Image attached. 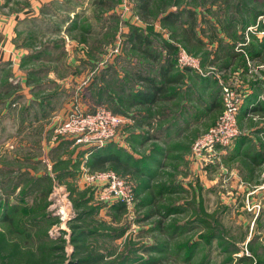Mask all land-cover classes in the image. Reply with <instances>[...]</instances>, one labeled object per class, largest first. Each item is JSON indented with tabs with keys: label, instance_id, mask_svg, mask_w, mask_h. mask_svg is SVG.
Listing matches in <instances>:
<instances>
[{
	"label": "rangeland",
	"instance_id": "obj_1",
	"mask_svg": "<svg viewBox=\"0 0 264 264\" xmlns=\"http://www.w3.org/2000/svg\"><path fill=\"white\" fill-rule=\"evenodd\" d=\"M147 2L143 12L141 0H0V18L6 24L12 20L2 52H18L15 64L0 63V206L14 208L10 223L0 220V264H264V194L239 193L226 180L230 172L218 166L228 147L194 149L224 110L222 87L244 97V81L264 76V58L254 63L245 51L264 24V0ZM187 11L195 24L185 20ZM172 12L177 16L167 19ZM76 20L84 21L85 29L73 35L69 28ZM141 33L149 43L140 47L155 50L156 59L158 49L171 43L168 60L178 70L214 78L221 105L191 142L181 138L184 158L178 155L181 162L163 169L162 176L149 178L152 171L142 175L141 169L125 165L81 167L83 146L92 151L113 141L127 144L128 138H122L126 126H119L102 147L77 144L71 135L56 134L58 122H44L45 106L54 101L49 93L62 90L67 96L64 87L73 85L67 96L72 107L64 115L74 108L83 113L107 109L99 104L81 108L80 97H87L94 72L110 61L118 75L124 74L120 54L133 48L132 34ZM228 45L241 57L225 69L230 64ZM76 55L83 58L76 80L66 76L60 85L48 79L49 71L66 74V64ZM181 56L192 59L194 67L185 68ZM237 127L240 131L238 120ZM67 139L74 148L62 146ZM109 172L126 179L133 190V199L118 209L111 207L119 200H103L104 181L84 180V174ZM219 179L224 183L219 185ZM150 183L151 192L162 185L165 190L152 196L151 205L140 206L149 194L144 185ZM210 183L219 187L215 190Z\"/></svg>",
	"mask_w": 264,
	"mask_h": 264
},
{
	"label": "crops",
	"instance_id": "obj_2",
	"mask_svg": "<svg viewBox=\"0 0 264 264\" xmlns=\"http://www.w3.org/2000/svg\"><path fill=\"white\" fill-rule=\"evenodd\" d=\"M189 14L192 13L187 11L185 20L188 19L191 24H195V20H191L195 19L194 15ZM78 20H76L77 24L72 21L73 24L69 28L73 35L84 32L85 26L82 23L84 21L80 23ZM11 21L9 19L6 24V20L0 18V63L8 61L15 64L18 60V52L13 54L12 48L7 54L2 52V46L8 37L5 36L6 30L12 24ZM93 27L95 26L90 28ZM259 34L251 35V38L254 36L256 40L258 39V42H255L254 38V43L250 45L251 54H248V59L254 63L264 58V47L260 46L263 35L259 36ZM138 35L132 34L131 40L129 39V44L131 46L132 43L133 48L125 50V54H120L119 62L124 74L121 72L118 75L116 66H113V61H110L97 74L94 72L92 82H96L90 83L87 97L84 100L80 97L79 103L81 108L85 109H93L98 104L103 105L112 113L122 116L126 121L124 124L127 129V132L122 134V138H128L127 144L115 141L113 143L118 144L124 153L141 160V171L150 166L153 177L157 176L156 174L162 176L163 169L175 168L177 163L181 162L178 156L183 153V148L178 146L181 138L187 137L191 142L199 131L208 127V120L215 116L212 113L214 111L216 113L218 106L221 105L220 91L214 78H207L190 70H178L171 63V59L168 60L170 57L167 51L173 47L171 43L166 42V48L163 46V50L158 49L160 59H156L155 50L150 52L140 47V45L144 46V43H149L146 34ZM228 46L226 48H229L230 52L225 56L229 57L230 64L224 66L225 69L241 57L240 53L234 52L233 47ZM6 47L4 44V48ZM133 55L137 58L134 63L130 58ZM73 59L70 64H66L69 68L66 74L58 76L49 71L48 79L60 85H62V78L66 76H68L67 81L76 80L74 77H77L76 74L79 75L76 70L80 67L83 58L76 55ZM148 63H151V66ZM147 80L150 82L148 83ZM244 85L245 96L237 116L241 132L228 150L222 153L221 166L218 168L221 167V171L228 169L231 175L227 176L226 180L229 178V183L236 185L239 193L243 191L242 193L264 194V179L261 176L263 172L261 170H264V76L251 82L244 81ZM64 88L67 90V96L69 91H73V85L71 89L68 86ZM58 95L61 96L60 100ZM67 96L63 95L62 90L57 95L49 93L50 100L54 101L45 106L47 113L43 114L44 122L48 123L51 120L58 122L64 119V112L70 106L72 107V104H68ZM58 101L59 104H57ZM216 104L217 107H215ZM71 140H61L62 146L74 148ZM87 149L84 146L81 148L82 157L79 159L81 167L86 165L89 168V162L97 153ZM182 155L184 158L185 154ZM141 173L143 175V171ZM215 183L210 185L216 190L220 184L224 183V180L219 179L218 186ZM190 185L192 187V182Z\"/></svg>",
	"mask_w": 264,
	"mask_h": 264
},
{
	"label": "built area",
	"instance_id": "obj_3",
	"mask_svg": "<svg viewBox=\"0 0 264 264\" xmlns=\"http://www.w3.org/2000/svg\"><path fill=\"white\" fill-rule=\"evenodd\" d=\"M263 35V32H260ZM181 62L185 68L191 69L193 60L181 56ZM185 65H189L188 67ZM223 112L217 124L198 140L194 149L206 148H227L240 135L237 127V116L243 102V96L235 93L227 87H222ZM126 121L105 108L95 113H83L75 108L59 120L56 126V134L71 135L77 144H84L87 147H102L114 139L116 130ZM88 183H99L104 181L106 187L103 200L116 199L122 204L129 203L133 199V190L126 179L117 177L114 173L107 174H84Z\"/></svg>",
	"mask_w": 264,
	"mask_h": 264
},
{
	"label": "trees",
	"instance_id": "obj_4",
	"mask_svg": "<svg viewBox=\"0 0 264 264\" xmlns=\"http://www.w3.org/2000/svg\"><path fill=\"white\" fill-rule=\"evenodd\" d=\"M142 2H144L145 4L142 5L141 9L143 12L146 11V8L148 7V2L147 0H141ZM189 15H193V14H189ZM173 16H177V14L173 13L169 14L166 16V18H174ZM169 24H174L173 22H170ZM256 32L260 33L263 32V40L260 43V46L262 48V45L264 47V24H261L260 27L256 30ZM256 34V33H253ZM252 34V35H253ZM254 40V36L252 37ZM258 42V39L256 40L255 38V42ZM250 45V44H249ZM247 45L245 46V51L247 52V54H251L250 53V46ZM147 82L149 83L150 81L147 80ZM94 152H96L97 154H95L96 156H94L93 159H91V161L89 162V167L91 169H95L98 168L99 166H107L113 169H120L122 168L121 166H127V167H133L134 169H136V171H140V167L137 166V164H139L141 162V160H137L134 157H131L129 154L124 153V151L120 148L117 147V145L112 144V143H108L106 146H104L102 149H95L93 150ZM150 167V166H149ZM149 167H145V170H143V174L144 171H152L149 172L147 176H149V178L153 177V170ZM149 168V169H148ZM142 172V171H141ZM170 183V182H168ZM145 187L143 188L145 191H149L148 196H145L146 198H142L141 202H140V206H149L152 204L151 199L152 196H159L163 194V191L165 190L163 187V185L161 186L160 189L157 190V192H151V189H153L152 184H146L144 185ZM170 191V190H168ZM147 197H150V199H147ZM125 204L122 203H116L114 204L113 207H111L112 209H118L121 206H124ZM171 206L169 208H166V212L171 211ZM177 208V207H176ZM173 209V208H172ZM14 212V208L13 206H9V209L6 207H1L0 206V220H2L3 222H11L12 220V216H10V213ZM173 212V211H172Z\"/></svg>",
	"mask_w": 264,
	"mask_h": 264
}]
</instances>
